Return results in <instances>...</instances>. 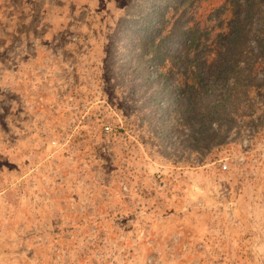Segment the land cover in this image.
I'll use <instances>...</instances> for the list:
<instances>
[{
    "label": "rangeland",
    "instance_id": "obj_1",
    "mask_svg": "<svg viewBox=\"0 0 264 264\" xmlns=\"http://www.w3.org/2000/svg\"><path fill=\"white\" fill-rule=\"evenodd\" d=\"M147 1L0 0V264H264V71L162 137L122 63Z\"/></svg>",
    "mask_w": 264,
    "mask_h": 264
},
{
    "label": "trees",
    "instance_id": "obj_2",
    "mask_svg": "<svg viewBox=\"0 0 264 264\" xmlns=\"http://www.w3.org/2000/svg\"><path fill=\"white\" fill-rule=\"evenodd\" d=\"M155 2H145L131 15L138 22L122 30V63L137 61L125 71L141 75L132 84L143 100L138 116L154 122L162 137L208 142L213 122L241 107L239 83L264 71V0H224L212 7L209 0Z\"/></svg>",
    "mask_w": 264,
    "mask_h": 264
}]
</instances>
